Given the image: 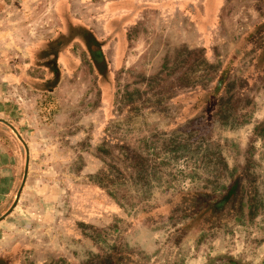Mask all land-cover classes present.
<instances>
[{
    "label": "rangeland",
    "instance_id": "rangeland-1",
    "mask_svg": "<svg viewBox=\"0 0 264 264\" xmlns=\"http://www.w3.org/2000/svg\"><path fill=\"white\" fill-rule=\"evenodd\" d=\"M167 2L0 0V119L29 149L19 202L0 222V264H114L119 250L129 264H264V0ZM223 71L224 89L205 96ZM219 101L233 124L213 115ZM192 129L228 169L249 165L255 218L246 207L242 221L212 226L181 214L182 197L225 182L166 153ZM24 163L0 123V216ZM118 172L121 185L104 188Z\"/></svg>",
    "mask_w": 264,
    "mask_h": 264
},
{
    "label": "trees",
    "instance_id": "trees-1",
    "mask_svg": "<svg viewBox=\"0 0 264 264\" xmlns=\"http://www.w3.org/2000/svg\"><path fill=\"white\" fill-rule=\"evenodd\" d=\"M212 70L216 73L217 68L212 67ZM225 76L226 73L224 71L219 73L214 83L212 82L213 87L211 89L208 85H206V92L204 90L205 85L202 86V91L205 92L203 94L208 97H215V95L218 96L220 91L225 87ZM192 86H194V88L201 87V85H191L190 83H186L185 87L189 88ZM226 105L227 102L219 101L217 103V109L213 114L222 126H229L233 124L229 123L231 113ZM192 131L193 129L188 132L186 139H182L180 141L177 140L178 135L168 138L169 146H167L166 153L172 154L174 158H176L175 156L181 150L182 152L179 156H187L188 160L193 161L194 164H198L204 170H207L216 180L223 179L225 182L224 184L217 183L219 187L213 189L211 193L200 191L194 192L192 196L188 197V195H186L182 197L181 205L184 207H191L194 211H196V213L201 215L203 223L210 226L214 225L215 222H219L224 216L226 217L231 215L233 217L235 214H239L235 220L242 221L245 207L247 208L246 215L248 216V220H252L259 215L261 203L257 201V179L255 175L249 172V165L247 164L239 170L228 169V165L221 152L212 151L209 144L204 143L206 141H201L200 143L197 141L190 142V133ZM255 132L258 137H261L264 133V128L259 129V127H256ZM131 157L135 159L134 163H136L132 166V168L136 171L137 176H141L140 178L145 180V160L143 161V159H140L138 155L135 156L132 154ZM104 176V181L101 182V184L107 190L113 186L121 185L120 180L122 179L120 178H122V176L120 172H118V175L115 177L109 176L108 174ZM144 183L146 184V180ZM109 194L113 196L112 193ZM182 213L186 214L187 210L182 211Z\"/></svg>",
    "mask_w": 264,
    "mask_h": 264
},
{
    "label": "water",
    "instance_id": "water-1",
    "mask_svg": "<svg viewBox=\"0 0 264 264\" xmlns=\"http://www.w3.org/2000/svg\"><path fill=\"white\" fill-rule=\"evenodd\" d=\"M0 123L3 124L5 127H7L14 134L16 139L22 145V147L24 149V152H25L24 170H23V175H22V180H21L20 186H19V188L17 190V193L15 195V198H14V201H13L12 205L6 211V213H4L2 216H0V222H1L13 212V210L15 209V207L17 206V204L19 202L20 195H21V192H22V190L24 188V185H25L26 179H27V175H28L29 149H28V146H27L26 142L24 141L22 136L17 132V130L15 129V127L13 125H11L9 122H7L6 120H3V119H0Z\"/></svg>",
    "mask_w": 264,
    "mask_h": 264
},
{
    "label": "flooded vegetation",
    "instance_id": "flooded-vegetation-1",
    "mask_svg": "<svg viewBox=\"0 0 264 264\" xmlns=\"http://www.w3.org/2000/svg\"><path fill=\"white\" fill-rule=\"evenodd\" d=\"M246 164H244L242 167H245ZM233 169H236V168H233ZM178 209L181 211V214H182V211H186L187 210V213L184 214V215H187V219L188 220H193L195 219V214L196 216H199L197 218V221L199 220L200 221V214L199 213H196V211H194L191 207H184L183 205H180L178 207ZM184 217V216H183ZM236 221V220H235ZM179 241H177L178 243ZM114 264H129L125 261L121 251L119 250V252L117 253L116 255V258H115V261H114ZM172 264H185V256L179 260H176L174 261ZM211 264H242L240 261H237L233 258H230V257H220L218 259H215L211 262Z\"/></svg>",
    "mask_w": 264,
    "mask_h": 264
},
{
    "label": "crops",
    "instance_id": "crops-1",
    "mask_svg": "<svg viewBox=\"0 0 264 264\" xmlns=\"http://www.w3.org/2000/svg\"><path fill=\"white\" fill-rule=\"evenodd\" d=\"M138 1V0H137ZM158 1H160L161 2V4H164V2H167V1H169V0H158ZM171 1H174V3L176 4V1H178V0H171ZM179 1H181V2H184L185 3V0H179ZM168 3V2H167ZM170 4H168L167 6H169Z\"/></svg>",
    "mask_w": 264,
    "mask_h": 264
}]
</instances>
